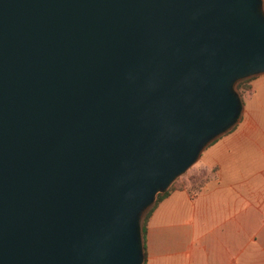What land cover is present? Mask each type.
I'll return each mask as SVG.
<instances>
[{
    "label": "water",
    "instance_id": "obj_1",
    "mask_svg": "<svg viewBox=\"0 0 264 264\" xmlns=\"http://www.w3.org/2000/svg\"><path fill=\"white\" fill-rule=\"evenodd\" d=\"M261 72L263 0H0V264H141Z\"/></svg>",
    "mask_w": 264,
    "mask_h": 264
},
{
    "label": "crops",
    "instance_id": "obj_2",
    "mask_svg": "<svg viewBox=\"0 0 264 264\" xmlns=\"http://www.w3.org/2000/svg\"><path fill=\"white\" fill-rule=\"evenodd\" d=\"M242 100L236 123L201 151L209 176L152 208L144 264H251L252 253L264 264V73Z\"/></svg>",
    "mask_w": 264,
    "mask_h": 264
},
{
    "label": "rangeland",
    "instance_id": "obj_3",
    "mask_svg": "<svg viewBox=\"0 0 264 264\" xmlns=\"http://www.w3.org/2000/svg\"><path fill=\"white\" fill-rule=\"evenodd\" d=\"M261 73H264V72H261ZM261 73L253 74V75L238 79L234 82L233 88L240 98L241 105L243 104L242 95L249 88L251 79L254 78L256 75H259ZM241 110H242V108H241ZM208 144H206L201 149V151L203 149H205V147ZM201 151L194 161H192L181 173H179L178 175H176L173 178V180L170 182V184L168 185L167 188H169L172 184L175 186L181 185L184 183L185 184L186 183L194 184L196 182H198L200 184L209 176V171L200 162L201 153H202ZM157 193H160V192L158 191V192H156V194ZM156 194L154 196H156ZM140 223H141V219H140ZM253 249L254 248L252 247V250ZM255 258H256V255L252 253L251 264L257 263V261H255Z\"/></svg>",
    "mask_w": 264,
    "mask_h": 264
},
{
    "label": "trees",
    "instance_id": "obj_4",
    "mask_svg": "<svg viewBox=\"0 0 264 264\" xmlns=\"http://www.w3.org/2000/svg\"><path fill=\"white\" fill-rule=\"evenodd\" d=\"M196 184H199L198 182H196ZM177 186V185H176ZM175 187V185H171L169 188L165 189L164 191L157 193L155 196V199L153 201V203L145 210V212L142 215L141 218V223H140V233H141V239H142V249L144 252V244H143V239H144V233H145V225H146V220L148 215L150 214L152 208L155 206V204L157 203V201H159L163 196H165L168 193V190ZM141 264H144V258L142 259Z\"/></svg>",
    "mask_w": 264,
    "mask_h": 264
}]
</instances>
